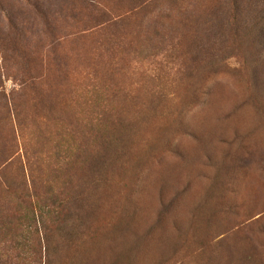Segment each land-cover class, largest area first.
I'll use <instances>...</instances> for the list:
<instances>
[{"label": "rangeland", "instance_id": "374dc122", "mask_svg": "<svg viewBox=\"0 0 264 264\" xmlns=\"http://www.w3.org/2000/svg\"><path fill=\"white\" fill-rule=\"evenodd\" d=\"M0 157L2 264H264V0H0Z\"/></svg>", "mask_w": 264, "mask_h": 264}, {"label": "trees", "instance_id": "16d2710c", "mask_svg": "<svg viewBox=\"0 0 264 264\" xmlns=\"http://www.w3.org/2000/svg\"><path fill=\"white\" fill-rule=\"evenodd\" d=\"M1 158V157H0ZM8 159L9 158H6V161H2L1 162V164L0 165H2V167L4 168V166L7 164V163H11L10 165L12 166V164H13V162H12V160H9L8 161ZM1 161V160H0ZM18 164H16L15 166H17ZM14 166V165H13ZM3 168L2 169H0V179H2V175H3ZM22 169H23V167L22 166H17V169L16 170H18L19 172H21L22 171ZM5 170V169H4ZM3 180V179H2ZM27 192H29L28 190H26ZM27 195H29L30 196V193L29 194H27ZM0 217H1V219H2V216L3 215H5V214H3L2 212H0ZM23 242L25 241L24 239H21ZM43 241H44V243L45 244H47L48 243V241L45 239H43ZM47 257V256H46ZM46 257H45V259H46ZM3 263H5V261L3 262ZM0 264H2L1 262H0ZM45 264H49L48 263V259L46 260V262H45Z\"/></svg>", "mask_w": 264, "mask_h": 264}]
</instances>
